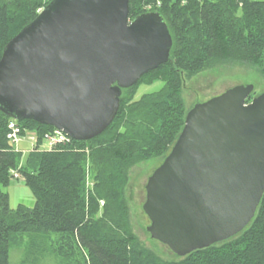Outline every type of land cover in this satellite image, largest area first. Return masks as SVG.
Here are the masks:
<instances>
[{
  "label": "water",
  "instance_id": "water-1",
  "mask_svg": "<svg viewBox=\"0 0 264 264\" xmlns=\"http://www.w3.org/2000/svg\"><path fill=\"white\" fill-rule=\"evenodd\" d=\"M172 45L162 14L130 19L129 0H51L3 50L0 110L90 140L115 119L123 89L167 62ZM254 90L236 85L196 103L148 178L147 231L178 256L232 238L255 217L264 91Z\"/></svg>",
  "mask_w": 264,
  "mask_h": 264
},
{
  "label": "trees",
  "instance_id": "trees-1",
  "mask_svg": "<svg viewBox=\"0 0 264 264\" xmlns=\"http://www.w3.org/2000/svg\"><path fill=\"white\" fill-rule=\"evenodd\" d=\"M50 1L0 0V59L8 42ZM129 3L130 19L160 12L173 45L167 62L123 89L119 111L105 131L90 140L72 139L41 150L44 135L55 127L16 120L22 136L28 131L37 135L34 149L21 165L23 152L8 138L12 117L0 110V264H10L12 238L26 233L59 235L60 252L77 248L88 264H264V196L253 220L237 235L186 256L174 253L177 259L166 260L133 231L126 195L130 168L153 158L162 163L184 127L185 76L230 62L255 64L264 71V0ZM156 80L164 81L160 90L135 99L141 84ZM89 158L92 190L86 182ZM17 171L34 194L33 208L10 207L3 187Z\"/></svg>",
  "mask_w": 264,
  "mask_h": 264
},
{
  "label": "rangeland",
  "instance_id": "rangeland-1",
  "mask_svg": "<svg viewBox=\"0 0 264 264\" xmlns=\"http://www.w3.org/2000/svg\"><path fill=\"white\" fill-rule=\"evenodd\" d=\"M37 14H39L38 11ZM247 84L255 85L252 96L264 91V71L259 66L248 63H216L198 74L185 76L182 97L188 112L198 102L206 101L215 95L221 94L230 87ZM163 86L164 81L162 80H156L150 84H141L136 92L135 99H140L146 93L156 92ZM27 136H29V132ZM28 141L30 140L22 137L17 147L30 149L32 146ZM49 148V142L44 139L40 149L48 150ZM27 155L28 151L22 153L21 165L25 163ZM160 163L161 158H153L130 168V179L126 195L130 207L131 227L135 234L146 246L153 249L162 258L170 260L177 259V257L174 256L167 245L151 237L147 231L150 220L143 210V203L146 199L145 185L149 176ZM87 166L89 168L86 182L92 190L94 180L90 158ZM3 190L9 194V203L12 210H15L20 204L29 208L34 207L36 202L34 194L23 177L20 176V173L16 178H12L10 184L3 187ZM103 204V201H101V205ZM59 239V235L56 234L34 236L26 233L16 235L12 238L9 254L10 264H88L77 248L73 251L66 248V253L64 250L60 252L62 242Z\"/></svg>",
  "mask_w": 264,
  "mask_h": 264
},
{
  "label": "built area",
  "instance_id": "built-area-1",
  "mask_svg": "<svg viewBox=\"0 0 264 264\" xmlns=\"http://www.w3.org/2000/svg\"><path fill=\"white\" fill-rule=\"evenodd\" d=\"M43 8H39L38 9V13H40L42 11ZM9 128H10V132L8 134V138L15 144H18V142L21 140V127L18 124V121H16L15 119H11L9 121ZM32 140L35 137V135L33 134H29V136ZM44 139H47V141L49 142L50 148L49 149H53L59 145H66L72 142V138L70 136H68L64 131L60 130V129H55L52 132L46 133L44 135ZM15 175L17 176L18 173L15 172Z\"/></svg>",
  "mask_w": 264,
  "mask_h": 264
},
{
  "label": "crops",
  "instance_id": "crops-1",
  "mask_svg": "<svg viewBox=\"0 0 264 264\" xmlns=\"http://www.w3.org/2000/svg\"><path fill=\"white\" fill-rule=\"evenodd\" d=\"M22 137H27V134L25 135V136H22ZM28 140H30V141H28V142H30V144H31V148L30 149H27V148H22V149H20L19 148V150H21L22 152H25V151H31V150H33L34 149V147H35V145H36V141H37V139L36 138H34L33 140L30 138V137H28L27 138ZM33 142V143H32ZM34 146V147H33Z\"/></svg>",
  "mask_w": 264,
  "mask_h": 264
},
{
  "label": "bare ground",
  "instance_id": "bare-ground-1",
  "mask_svg": "<svg viewBox=\"0 0 264 264\" xmlns=\"http://www.w3.org/2000/svg\"><path fill=\"white\" fill-rule=\"evenodd\" d=\"M20 135H21V134H20ZM21 138H22V135H21ZM19 142H20V141H19ZM19 142H18V143H19ZM14 144H15V143H14ZM17 145H18V144H15V146H16V149H18V150H19V148L17 147ZM48 150H50V149H48Z\"/></svg>",
  "mask_w": 264,
  "mask_h": 264
}]
</instances>
